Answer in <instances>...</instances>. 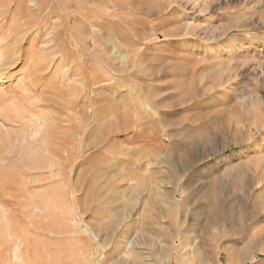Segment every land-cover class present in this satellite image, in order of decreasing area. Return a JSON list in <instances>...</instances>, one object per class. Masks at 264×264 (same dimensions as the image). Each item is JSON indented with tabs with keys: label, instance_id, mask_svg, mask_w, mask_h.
Here are the masks:
<instances>
[{
	"label": "rangeland",
	"instance_id": "rangeland-1",
	"mask_svg": "<svg viewBox=\"0 0 264 264\" xmlns=\"http://www.w3.org/2000/svg\"><path fill=\"white\" fill-rule=\"evenodd\" d=\"M170 91L196 106L132 115ZM16 163L50 264H264V0H0V175Z\"/></svg>",
	"mask_w": 264,
	"mask_h": 264
},
{
	"label": "bare ground",
	"instance_id": "bare-ground-1",
	"mask_svg": "<svg viewBox=\"0 0 264 264\" xmlns=\"http://www.w3.org/2000/svg\"><path fill=\"white\" fill-rule=\"evenodd\" d=\"M32 93H34V91ZM43 139L45 138L43 137ZM33 142L35 143V141H32V143L29 142V149H26L24 151L25 153H27V156H29V158H24L22 161H25L24 163L28 164V166L31 168H33L34 166H43L45 168L48 162L47 153L44 152L45 149L43 148V145L41 143L35 144L39 146L30 147ZM4 143L7 144L8 141ZM20 166V163H16L13 165V168L11 167L9 171H5L0 175V264H7L5 262L6 259L9 260V264H16L15 262L13 263L11 261L10 252L12 246H14V252L11 253H13L12 256L14 257V259L16 257L17 259H20V257L24 255L25 259L26 257L31 259L30 264H50L47 249L48 246H46L47 242H45V245L43 247L39 246L36 236L38 234V231L41 230L44 238L47 239L49 230V221L47 220V214H45L46 219L42 221L35 219L33 221H29L30 227L27 226L26 228H28L30 235H27L24 230V226L28 224L24 220V215L21 207L17 205L15 200L17 195L16 191L27 189V187H24L23 181L21 179L24 170ZM45 186H47V184H45ZM186 230L188 231V228ZM29 243L31 244L29 245Z\"/></svg>",
	"mask_w": 264,
	"mask_h": 264
},
{
	"label": "crops",
	"instance_id": "crops-1",
	"mask_svg": "<svg viewBox=\"0 0 264 264\" xmlns=\"http://www.w3.org/2000/svg\"><path fill=\"white\" fill-rule=\"evenodd\" d=\"M177 96H178V94L176 92H171L170 91L169 93H165V94L163 93V94H161V96L158 97V98H160V100L161 99H164V98H165V100L166 99H169V100L173 99V101L171 102V104L167 107L166 106V103L164 104V102L161 105L160 104L159 105H156L155 102L158 99L156 100L154 98H151L148 93L143 92V94L141 95V102H138V101L134 102L133 99H132L133 102H132V105H130V106L133 109H132L131 113H132V115H136L137 114V111L140 113V110H141V114H144V113H142L141 105L143 104V106H144L145 103H148V104H150L153 107H156L157 113H160V110H163L160 107H163V108H165V107L166 108L172 107L174 109H180V110H182V113H184V112H186V110H190L193 106H196L195 104L188 103L189 100L184 101V102L182 100L179 101L177 99ZM205 102H208V100L206 99ZM206 106H209V108H213L214 107L213 104H211V105L210 104H206ZM206 108H208V107H206ZM116 109L118 110L119 107H116ZM125 114L127 115V112H125ZM163 114L164 115L166 114V110L163 112ZM188 117H190V116H188ZM188 117H187V119H188ZM161 126L162 125H157L156 127H161ZM187 126L188 127H202L203 125L202 124H196V125L192 126V125L188 124ZM147 127H154V125L153 124H147ZM206 127H207V125H206ZM192 144H193V142H188V141H180V142H177L176 140L173 141V146L180 147V148H182V147H189V146L191 147ZM180 158H181L180 160H183L182 156H180ZM186 160H187V157H186Z\"/></svg>",
	"mask_w": 264,
	"mask_h": 264
}]
</instances>
